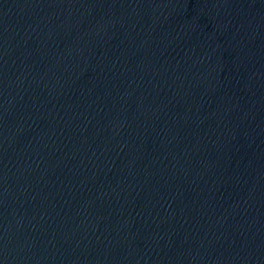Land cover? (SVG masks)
I'll return each instance as SVG.
<instances>
[{
    "label": "water",
    "instance_id": "obj_1",
    "mask_svg": "<svg viewBox=\"0 0 264 264\" xmlns=\"http://www.w3.org/2000/svg\"><path fill=\"white\" fill-rule=\"evenodd\" d=\"M0 264H264V0H0Z\"/></svg>",
    "mask_w": 264,
    "mask_h": 264
}]
</instances>
